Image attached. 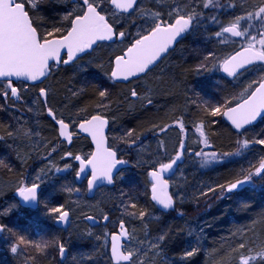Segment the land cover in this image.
I'll return each instance as SVG.
<instances>
[{"label":"snow or ice","instance_id":"snow-or-ice-1","mask_svg":"<svg viewBox=\"0 0 264 264\" xmlns=\"http://www.w3.org/2000/svg\"><path fill=\"white\" fill-rule=\"evenodd\" d=\"M156 2L160 3L161 0H156ZM43 3L44 0H0V97L3 98L5 104L10 106H14L15 102L22 99V92L28 90L29 84L34 86L37 82L42 83L61 64H75L83 54L92 50L98 42L115 39L123 41L126 31H116L114 22L104 12L105 4L110 3L119 13L129 14L137 11L138 6V0H73L71 10L63 14L61 23L53 24L48 28L43 26L42 17L40 22H37L36 14L40 11V5ZM199 5H202L205 10L221 7L218 0H172L167 12V19L158 10L140 12L141 17L149 26L138 32L134 42L130 43L110 61L109 69L105 73L108 78L111 81H129L141 74L146 75L162 58V55L166 54L177 42L178 38L194 31L199 25L204 16L203 11L198 10ZM229 7H235V4H230ZM112 15L115 17L117 12L114 11ZM212 20L219 23L215 17H212ZM255 24H258L259 27L256 34L253 35L251 29ZM225 34L246 41L240 50L224 57L223 61L219 63L220 69L229 77L238 76L242 70H246L250 65L264 64V0H255V6L251 10L234 17L227 25L222 24L219 31H216L214 35L221 38L223 43L226 40ZM212 57L213 53H208L204 59L207 61ZM198 67L202 68L204 65L201 64ZM17 81L21 82V87L16 86ZM78 94L77 92L72 93L73 96ZM108 94L106 89L98 92L101 98V103L97 105L98 108L108 107L102 102ZM48 95L49 90L40 87L33 104H43L47 115L58 125V136L71 144L74 133L69 130L70 123L65 122L62 114L58 117L56 110L49 106ZM130 96L140 98L135 88L130 90ZM151 103L152 100L147 99V104L150 105ZM197 107L201 106L198 105ZM28 110L32 111L31 108ZM80 111H84V109ZM202 111L203 115L199 117L198 123H194V127L200 136L199 143L203 144L205 148L212 147L204 130L206 123H208L206 117L222 116L230 122L232 129L237 133L235 141L237 147L234 151L205 152L202 149L196 152L195 155L201 158L202 167L209 162L224 163L228 157L240 156L252 145L264 147V136L253 139H249L247 136L248 126L253 125L258 118L264 121V77L249 83L239 94L226 99L222 104L208 106L205 102ZM174 122L179 126L181 132L185 131L182 119L177 118ZM210 123L215 124L216 121L212 120ZM107 124L108 120L99 112L91 115L90 118L83 119L78 124V128L91 137L92 143L95 145L94 150L85 155L66 151L61 157V159L72 158L79 163V168L75 170V178L77 180L86 179L88 192L93 191L101 183L112 185L116 179L115 173L119 170L118 166L127 163L126 160L119 158V149L109 145L105 135ZM157 127L159 126L153 125V128ZM168 127L167 124L159 127V131L164 132ZM6 135L15 137L16 133L7 131ZM23 135L31 139V130L25 131ZM34 135L39 136L40 133L35 132ZM139 138L140 135L136 133L135 129H128L124 135L117 139L131 146ZM0 139L3 137L0 136ZM161 148H163V142H161ZM179 148L180 150L167 162L163 160L143 162L151 163V168L147 172L150 180V199L165 211L173 209L177 199L183 200V194L174 197L170 193V181L165 178V174L173 170L183 155L185 148L183 139L180 140ZM55 151L56 146L51 147L48 157ZM50 164L58 173L72 168V165L67 163L63 168L55 166L51 161ZM0 165H3V161H0ZM46 175L48 172L41 169L32 182L26 184L21 180L15 189L16 194L25 203H40L43 195L40 188L43 177ZM254 177L264 179V156H261L256 164H250L247 169H241L236 178L227 180L225 183L202 187L195 199L198 202L200 198H209L210 196H215L217 199H224L229 194L238 196L245 185L252 183ZM65 190L69 193L81 191L79 187H68ZM44 207L48 214L59 223L69 221L70 211L66 210L65 205L49 207L45 203ZM137 207V204L131 202V197H129L125 211L127 212L128 208L137 209ZM128 214L141 220L142 223L147 215L144 210H140L138 213L133 211ZM179 214L183 215L182 212ZM102 218L104 221L109 219L108 215H103ZM85 219L94 221L96 218L88 215L85 216ZM147 228L148 225L144 224L145 236L148 235ZM3 231H8L13 236H17L12 229L0 224V232ZM240 235L245 236L246 231L242 230ZM104 236H110L112 264H146L143 257L148 255L147 252L141 256L140 248L135 250L123 248L122 241L124 239L134 238L123 220L119 223L118 232H105ZM166 237L167 233H161L154 241L148 242V251L158 254L160 245ZM96 239L100 240L101 237L97 236ZM140 244L143 246L145 241H140ZM20 245L33 247L38 254H44L45 250L51 247L57 248L61 258L66 253L65 244L59 240L33 243L23 236H17V242L12 244L11 251L17 253ZM197 251L198 248L185 250L182 258L192 257ZM225 255L229 257L227 264H232L233 258L236 264H264V240L257 244L255 240L242 239L235 247H231ZM32 259L34 258L29 257L25 264H29ZM217 264H226V262L221 259L217 261Z\"/></svg>","mask_w":264,"mask_h":264},{"label":"trees","instance_id":"trees-1","mask_svg":"<svg viewBox=\"0 0 264 264\" xmlns=\"http://www.w3.org/2000/svg\"><path fill=\"white\" fill-rule=\"evenodd\" d=\"M65 2L63 0H44V3L40 5V11L36 15L37 22L39 23L40 18L42 17L44 22L43 26L48 28L53 24L58 25L61 23V17L63 14L66 11H69L66 8L67 5ZM218 2L221 7L209 8L207 10L203 9L202 5H199L198 10L203 11L204 16L201 18V21L195 30L185 34V37L181 42L169 52L156 68L149 71L138 80L130 81L126 84L109 83L107 80L108 76H103V74L99 72V69H95V74L89 73L87 75L90 80L84 77L86 82L91 81L89 87L85 88L80 95H77L74 98L72 93H78L82 89L84 83L81 82L80 78H76L70 72V68L74 65L70 64L59 65L57 70L53 71L41 85L28 87L29 93L34 96L35 99L36 93L40 87L47 88L49 90V97L47 98L49 106L63 109L65 113L74 108L79 112L80 122L85 118H90L91 115L96 114L97 112L102 113L109 122L107 133L109 145L117 147L119 149V158L127 161L126 164L120 165V172L115 179L114 187L111 189L99 190L91 200L85 198V187L83 185H74L76 188L79 187L81 189L79 192V198H77L82 204H91L101 196L102 198L104 197V199H113V197H115L114 193L118 190V185L120 183L123 184L130 180L139 182H142L143 180L145 181L147 172L151 167L139 161L136 151L145 147H158L159 151L154 152L153 155L159 157L161 155V153H159L160 149L165 148V135L173 129L174 125H176L174 121L177 118L183 120L185 131L197 133L195 131L194 123L199 122V117L203 115V111L194 103V97L191 93V88L194 87L195 82L193 75L194 61L185 60V57L191 53L189 45L196 40H203L209 44H213V52L217 63L222 62L224 57L241 49L244 39L240 38L235 41L228 38L229 40L227 41V44H222V42L217 43L215 41L216 37L213 36L214 30H216V28L219 29L222 24L227 25L234 17L244 14L255 6V0H218ZM230 4H235V7H229ZM105 11L113 13L108 4L104 5V12ZM134 13L135 12L128 16H115L123 22L121 24H115L116 31H126V36L123 41L115 39L113 44H99L98 48L113 47L114 44L120 42V45L123 46L122 48L125 49L130 43L134 42L136 34L139 32L137 28L140 24L134 22ZM212 17H215L219 23L213 22ZM258 27L259 25L255 24V30H257ZM177 52H179L178 59H172ZM91 57L92 55L88 54L77 62H81ZM113 58L114 57L109 59L107 63H105L106 61L104 59L103 65L107 66H105L106 70L109 69L110 61ZM254 68L255 66L247 70L244 74L250 72ZM213 69H215V67ZM220 74H216L215 76L229 83H234L235 80L229 79L225 76L222 77ZM100 75H102L103 78L107 77L105 80L108 81L109 87L107 91L109 94L107 98H105V102L108 107L101 111H95L94 104L96 99L99 98L98 89L100 86L95 82L99 81ZM152 78L155 80L151 81ZM144 79L148 80L146 88L150 95L149 98L152 100L150 105L147 104V101L136 104V100L131 99L132 97L130 96V90L133 89L134 84ZM36 105L41 112L39 113V120H41V123L39 122V127L36 132L40 133L42 140H49L51 146H56V150L58 151L50 157H48L50 149L47 153H43L41 157L36 154L34 155L32 151L28 153L25 150L27 149V146H20L18 140L15 139L18 137L19 131L25 132V130H20V128L13 129L12 131L16 133V136L13 137L14 140L12 141V146L14 148L12 149V147L10 148L1 145L0 161H3L4 163L6 162L5 164H8L9 166L12 165V167H17V171L6 172L0 167L1 185H5V183L12 181V178L18 179V176L22 174L26 175L29 170H36L40 167L46 171L49 170L47 169L48 164L44 160L47 159V161L50 160L52 162L54 159H58L60 163L62 161L60 155H63L66 151L81 155L90 153L88 142L80 137H78V139H80V141L82 139L84 142L82 144L83 150L80 151H78L76 144L74 145V141L69 148L63 143H60L51 129L54 127L52 122L47 119L43 113V104ZM81 109H84V111H80ZM2 112L3 111L0 112V136L5 138L12 123L10 117ZM212 120H215L216 123H210ZM206 121H208V123H206L204 130L212 147H200V149H196L194 153L199 152L202 149L205 152L234 151L237 147L235 143L237 134L222 121L220 116H218V118L206 117ZM263 122L264 121L261 120L255 127L247 129V136L249 137V133L257 132L259 129L264 136V129H261ZM45 124H47L50 129V134L45 127ZM166 124L169 125L167 130L160 132L159 127H163ZM153 125L159 127L153 128ZM128 129H135L136 133L140 135L139 140H137L134 145L129 146V144L120 141H118L117 144L113 143L112 139L115 138V136L119 135L120 137L124 135ZM28 130H30V128ZM24 141L26 145H33L28 138H24ZM161 142H163V148H161ZM256 148L261 147L257 145ZM261 149L264 150V148ZM255 150L256 149L250 147L240 156L226 158L224 163L217 162L214 165H206L204 167L201 166V158L199 157L197 164H193L189 167V170H191L186 176V201L181 205L175 204L173 210L168 211L165 214H162L157 210V208L149 201L148 196L145 197L144 211H146L147 215L144 222L142 223L141 220H137L133 223L132 227H127V229L132 233L133 237H137L139 244L140 241H154L161 233H167L165 241L160 245L158 254L156 252H149L143 248L145 247V244L143 246L140 244V247L142 246L141 248L143 249L141 250V254L143 255L145 252L148 253L147 256H144L145 260L150 259L146 264H217V261L221 259L227 264L229 257L225 254L229 252L231 247H235V245L242 239L255 240L257 244L264 240V179L254 177L252 183L245 185L238 196L229 194L224 199H217L215 196H210L209 198H200L198 202L195 199V196L198 194V191L204 187V184L209 182H211V184L225 183L227 180L236 178L241 169H247L250 164H256L260 156L257 155L258 153ZM16 153L21 159H23V164H19L15 161L14 157L17 155ZM68 162L74 166L75 169L73 159L70 158ZM59 163L56 164L57 167H61L62 164ZM50 173L56 177L59 176L55 170H50ZM72 175L73 174H71V178ZM3 193L5 194L6 192L4 190L0 191V202L4 200L5 197L8 199L13 195V193H9L3 197L1 195ZM98 195H100V197H98ZM66 200L67 196L65 194L58 195L52 200V207L59 206L65 203ZM115 202L116 201L111 200V204L114 205ZM109 203L110 202L108 201L106 205L109 206ZM135 203L138 207L134 210L138 213V208L140 205L142 206V204H140V202ZM113 205L109 207H112L111 209H113ZM180 212H182L183 215H180ZM77 215L76 218H78L79 223L81 224L80 228L78 227L76 234L72 236L70 240H60L62 236L58 240L62 241L65 244V247L78 249L68 250L71 254L74 253V255H76L79 251L85 252L86 250H92L91 241L94 239L92 238L93 236H91L92 234L88 236V232H99L101 233V239L97 240L95 251L99 255L103 264H111L107 254L108 241L104 236V233H114L118 228L117 225H107L101 228L102 217L103 215L109 216L108 212L105 211L97 214L96 212H87L86 210L83 211V209H80L77 211ZM88 215L96 218L99 222L98 227L92 228L91 230L88 229L84 222H82V219L84 220L85 216ZM7 222H14V219L11 218V216H7V218H5V223ZM0 224L5 225L4 222ZM144 224L148 225L147 236H145ZM52 230L59 235L64 234L63 231L56 230L55 228H52ZM242 230L246 231L245 236L240 235ZM234 233L236 235H233ZM191 248H198L197 253L192 257L183 259V252L185 250H190ZM8 257H10L9 264H25L26 262L18 255ZM37 259L38 264H45V262L39 257H37ZM232 264H236L234 258Z\"/></svg>","mask_w":264,"mask_h":264},{"label":"rangeland","instance_id":"rangeland-1","mask_svg":"<svg viewBox=\"0 0 264 264\" xmlns=\"http://www.w3.org/2000/svg\"><path fill=\"white\" fill-rule=\"evenodd\" d=\"M68 1L70 3L73 2V0H68ZM171 4H172L171 0H161L160 3H157L156 0H140L137 6V11H135L134 13L135 14L134 22L140 23L137 30L141 32L143 29L149 26L147 23H145V19L141 17L140 12L146 11V10L147 11L158 10L164 15V18L167 19L168 18L167 12ZM105 14L108 15L109 19L112 22H114V24L123 23L121 19L117 17H113L112 13L105 11ZM219 29L216 28V30H214V34L216 31H219ZM214 34L213 36H215ZM251 34L253 35L256 34V30L254 27L251 29ZM228 40H229L228 37H226L225 42H223L222 44H227ZM215 41L217 43L221 42V38L216 37ZM245 43L246 41L244 40V43L242 45H244ZM120 44L121 43L119 42L118 44H114L113 47H109V48H98L99 46L98 44L91 52V55H92L91 58H87L81 62H76L70 68V72L76 78H80L81 82L84 83L82 87L83 91L85 88L89 87V85L91 84L90 83L91 81L86 82V79L84 77L88 78L87 75L89 73L95 74V69L96 70L99 69V72L103 74V76H107L105 74L107 66L103 65L104 59L106 61L105 63H107L109 59H111L115 55L120 54L121 51L124 50L122 48L123 46H121ZM212 45L213 44H209L208 42L203 41V40L193 41L189 45L191 53L185 57L186 61H189V60L194 61V64H193L194 74L193 75H194L195 82H194V87L191 88V93H192V96L194 97L193 98L194 103L197 104V106L200 105L201 107L199 108L201 109L205 105V102L207 103L208 106H215V105L222 104L226 99H230L231 97L239 94L245 87H247L249 83L253 81H258L262 77H264V65H261V66L259 65V66H255V68L252 69L250 72H247L246 74H242L237 80L234 81V83L233 82L229 83L227 81L221 80L220 78H217L215 75L220 74L219 63L221 62L217 63V60L214 56ZM178 53L179 52H177L172 59L174 58L178 59V56H179ZM208 53H213V57L205 61L204 58ZM201 64H203L204 67L202 68L198 67ZM214 67L215 69H213ZM103 76L100 75L99 81L95 82V83H98V85H100L98 92L100 90H105V89L108 90V87H109L108 81L109 83H111V80L109 78L108 79L107 77L103 78ZM105 79H107L108 81ZM153 80L155 79L152 78L151 81ZM147 83H148V80L144 79L134 84L133 88H135L139 92V95H140V98H133V97L131 98L133 100H136V104H139L143 101L145 102L150 97L148 93V89L146 88ZM16 86L21 87V83H16ZM83 91L80 90L78 92L79 93L78 95H80ZM37 93H36V98L38 96ZM75 97L76 96H74V98ZM34 99L35 97L29 93V90H27L26 92H22V99L20 101L15 102L14 106L5 104V101L3 100V98L0 97V110L3 111L2 113L7 114L11 119L12 124L10 125L9 131H12L15 128H20V130L22 129V130L28 131V129L30 128L31 133H32L31 139L23 135L24 132H21V131H19L18 137L15 139L18 140L20 146H23V147L27 146V149L25 150L28 153L32 151L34 155L36 154L37 156L41 157L43 153H47V151L51 149V147H53L54 145L51 146L50 145L51 143L49 140H46V139L42 140V137L40 135L39 136L34 135L36 130H38L39 122L41 121L39 120L40 119L39 113L41 112L40 110H38L37 105L33 104ZM102 102L103 104L106 105L105 99ZM100 103H101V98L99 97L98 99H96L95 104H94L95 111H101L105 109V108L97 107V105ZM29 108H31L32 111H29L28 110ZM54 109L56 110L57 116H61L62 114V117L65 119V122L70 123V130L71 132L74 133V136H75L74 145L76 144L78 151L83 150L82 144L84 142L82 141V139L81 141L80 139H78V137L76 136V132H75L76 126L78 125V123H80L79 121L80 116L77 115V113L79 112L76 111L74 108L70 109V111L68 112L66 111V113L63 111V109H59L58 107L54 106ZM45 112H46V109L44 108L43 113L45 114ZM220 117L222 118V116ZM215 118H218V116ZM45 125H46L45 127L48 129V132L50 134V129L48 128L47 124ZM51 129L53 130V134L55 135V137H57L55 126ZM261 129H264V122L261 125ZM249 135L250 136L248 138L253 139L258 136H263V133L260 132V129H259L257 130V132L255 131V132L249 133ZM118 137L119 135L115 136V138L112 139L113 143L117 144V142L119 141L117 139ZM24 138H28V140H30V142L33 145H30V144L26 145ZM181 139L185 141V148L183 151V163L178 169L175 170L173 176L169 179L170 193L173 194L174 197H177L180 194H183L182 201L179 199L176 200L175 204L177 205L183 204L187 199L186 191H185V182L187 178L186 176L188 172H190L191 170V169L189 170V167L192 166L193 164L196 165L198 162V158H199L198 156L195 155L194 151L196 149H200V147H204L203 144L199 143V140H200L199 133H192V132H187V131L181 132L179 126L176 124L174 125L173 129L165 135V139H164L165 148L160 149L159 153H161V155L159 154L160 155L159 157H156L153 155L154 152L159 151L158 147L157 148L145 147V148H141L136 151L139 157V161L141 163H143L144 161H152V160H163L167 162V160L173 155H175V153L179 150ZM13 140H14L13 137L5 136V138L0 139V146L2 145L5 147H10V148L12 147L13 149L14 148L12 146ZM256 146L257 145H254V146L252 145L251 147L253 149H256L255 151L258 153L257 154L258 156L260 157L264 156V150L261 149L264 147L259 145L261 148H256ZM57 151L58 150H56L52 154L56 153ZM62 156L63 155L61 154L60 157ZM14 158L17 163L23 164L22 163L23 159H21L18 154L15 155ZM69 159L70 158L68 157L61 159L62 160L60 162L62 164L61 168H63V166L66 163L70 164L68 162ZM44 161H46V163L48 164L47 169L49 170H47L48 175L43 177V183L41 185V193L43 195L41 197V202L38 203L37 210L35 211L26 210L25 211L18 206L17 202L13 199L12 196L11 198L7 199L5 195H8L9 193H14L17 185L19 184L21 180H23L26 184L32 182L35 179L36 174L41 170V167L36 170H29L26 173V175L22 174L18 176L17 177L18 179L12 178V181L5 183V185L0 184V191L4 190L6 192L5 194L4 193L1 194L5 198L4 200L0 202V223L4 222L5 226L7 228L12 229V231L15 232L17 236H23L26 240L30 242L39 243L43 241L58 240L61 236L62 238H60V240H64V241H67L68 239L70 240V238H72V236L76 234L78 227L80 228L81 223H79L78 218H76V216H78L77 211H79L80 209H83V211L86 210L87 212H96L97 214H100L105 211L108 212L109 219L107 221H104L102 219L101 228L107 225H111V226L117 225V228H118L117 230H119V223L121 220L125 222L126 227H132L133 223L139 219L133 218L131 215L128 214V213L135 211L134 209L128 208L127 212L125 211V205L129 203V197L132 196L131 202L135 201L138 203L140 202V204H142L143 207L140 205V207L138 208V211L144 210V207H145L144 202H145L146 196H148L149 201L151 202L150 200V180H149L148 175H146L145 181L143 180L142 182L130 180L123 184L120 183L119 185L116 182V184L118 185V190H116V192L114 193L115 197H113V199H109V200L106 198L104 199V197L102 198V196L100 197V195H98V197L100 198L92 202L91 204H82L78 199L79 193H76V192L69 193L65 190L68 187L76 188L75 187L76 185L74 183V176H75L76 168L74 169V166H72V168L66 171L59 172V173L57 172L59 176L56 177L50 173V170H55V168L52 167V164L49 163L50 160L47 161V159H45ZM5 163L3 162V165L0 166L2 170L6 172L17 171V167H12V165L9 166L8 164H5ZM52 163H54L56 166V164L59 163V160L54 159ZM215 163L217 162H209L207 165L210 166V165H214ZM144 164L151 167V163H144ZM71 174H73L72 178H71ZM82 185L85 187L84 183ZM206 185H211V182L204 184L203 186H206ZM63 194L67 196V200L63 204L67 206L65 207L66 210L70 211V222L71 223H70V227L67 230L63 231L64 234L59 235L53 232L52 230V228L53 229L55 228L54 222L56 221V219L53 216L48 214L46 208L44 207V204L47 203L49 207H52V204H51L52 200L58 195L60 196ZM102 199H104L105 201ZM111 200L116 201L117 205H116V202L114 205L111 204ZM108 201L110 202L109 206L113 205V209H111L112 207H109L108 205H106ZM7 216H11V218L14 219V222L5 223V218H7ZM82 222H84L83 219H82ZM85 225L87 224L85 223ZM87 227L88 229L92 230V228L89 227L88 225ZM91 234H92L91 236H93L92 238L94 239L91 241L92 250H86L87 252L79 251V253L74 255V253L71 254V252H69L68 250H78V249H75L73 247H66L65 260L63 262H60L58 250L56 247H51V248L46 249L44 254H38L35 248L33 247H29L26 245H20L18 252L13 253L11 251V246L12 244L17 242V236H13L8 231H3V232H0V264H7V262L9 264L10 257L8 256H16V255H18L20 258L24 259L25 261L28 260L29 257L34 258L31 261H29V264H38L37 257H39L43 262H45V264H103L101 259L99 258V255L95 251L96 250L95 245L97 244L96 237L97 236L101 237V233L96 232V233H91ZM106 238L108 241L109 236ZM147 243L148 242L145 240V245H144L145 247L143 248H145L146 250H148ZM127 245L128 246H126L125 248L126 250H135L137 248H140L141 250H143L141 248L142 246L140 247V244L138 243L136 236H134V238L131 239V241L129 239V242ZM140 255L142 256L141 253ZM108 259H109V256H108ZM147 261L149 262L150 259L145 260L146 263Z\"/></svg>","mask_w":264,"mask_h":264},{"label":"water","instance_id":"water-1","mask_svg":"<svg viewBox=\"0 0 264 264\" xmlns=\"http://www.w3.org/2000/svg\"><path fill=\"white\" fill-rule=\"evenodd\" d=\"M140 0H138V2H139ZM109 6L113 9V11H116L117 12V14H119V15H129V13H119V11L118 10H115L112 6H111V4L109 3ZM132 13V12H131ZM226 36H228L229 38H231V39H233V40H235V41H237V40H239L240 38H236V37H231L230 35H228V34H225ZM185 37V34L183 35V37L182 38H178V40H177V42H175L174 43V45L169 49V51L166 53V54H164V55H162V58L161 59H159L158 60V62L151 68V70L152 69H154L166 56H167V54L179 43V42H181V40L183 39ZM115 40H112V41H101V42H98V44H112L113 42H114ZM97 44V45H98ZM96 45V46H97ZM96 46H94V48L96 47ZM93 48V49H94ZM93 49L92 50H90L88 53H86V54H83L82 56H81V58L82 57H84L85 55H87V54H89V53H91L92 51H93ZM240 50V49H239ZM238 51V50H237ZM235 53V52H234ZM233 53V54H234ZM256 65H264V64H261V63H257V64H255V65H250V66H248V68L246 69V70H242L241 72H240V74H242L243 72H245V71H247V70H249V69H251L252 67H254V66H256ZM150 70V71H151ZM219 70H220V73L223 75V76H225V77H228V78H230V79H234V78H236V77H238V76H236V77H229L226 73H224L220 68H219ZM148 73V72H147ZM145 74H141L139 77H135V78H132V79H130L129 81H123V80H119V81H111L112 83H115V84H126V83H128V82H130V81H134V80H137V79H139V78H141V77H143ZM46 79H44L43 80V82L45 81ZM42 82V83H43ZM16 83H21V82H19V81H17ZM42 83H40V82H37L34 86H39V85H41ZM29 86H33V85H31V84H29ZM38 94V93H37ZM46 118H48L52 123H53V125L55 126V128H56V134H57V138H58V140H59V142L60 143H63V144H65V146L67 147V148H69L70 146H71V144H69L66 140H64L63 138H60L59 136H58V125H56L55 124V122L47 115V112H46ZM222 121L228 126V127H230L231 129H232V127H231V124H230V122H228L225 118H223L222 117ZM261 121V119L260 118H258L257 119V121L256 122H254L253 123V125H251V126H248V129H250V128H253V127H255L256 125H258V123ZM79 124V123H78ZM108 129H109V122H108V124L106 125V127H105V135H106V137H107V132H108ZM70 130V129H69ZM234 132H235V130L234 129H232ZM75 132H76V134H77V136L78 137H81V138H84V139H86L87 141H88V143H89V145H90V147H91V151H93L94 150V148H95V145L92 143V140H91V137L87 134V133H84V132H81L80 130H79V128H78V125L76 126V129H75ZM236 133V132H235ZM237 134V133H236ZM73 139H74V136L72 137V141H73ZM179 150H180V148H179ZM178 150V151H179ZM183 151H184V149H183ZM74 162V164L76 165V169H78L79 168V163L77 162V161H73ZM182 162H183V155H182V157H181V159L179 160V161H177V164L174 166V168H173V170L170 172V173H166L165 174V178H167V179H170L172 176H173V174H174V172H175V170L177 169V167L179 166V165H181L182 164ZM118 171L115 173L116 174V177H117V175L119 174V171H120V167L118 166ZM74 182H75V184L76 185H81V184H83V183H85V188L87 189V181H86V179H81V180H77L76 178H75V176H74ZM114 184H115V182L112 184V185H107V184H104V183H101V184H99L98 185V187L97 188H95L93 191H91V192H88L87 190H86V192H85V198L87 199V200H91V199H93L94 198V195H95V193L98 191V190H100V189H111V188H113L114 187ZM40 192H41V188H40ZM12 197H13V199L17 202V204H18V206L21 208V209H24V210H30V211H35V210H37V208H38V204H34V203H32V202H28V203H25V202H23L22 200H21V198L16 194V191L13 193V195H12ZM151 200V199H150ZM155 206H156V208H157V210L160 212V213H162V214H165V213H167L168 211H172L173 209H170V210H167V211H165V210H162L158 205H156L153 201H151ZM85 222L89 225V227H91V228H93V227H96V226H98V221L97 220H94V221H89V220H86L85 219ZM54 227L57 229V230H61V231H65V230H67L69 227H70V217H69V221L68 222H66V223H59L57 220L54 222ZM119 230H117L116 232H118ZM127 242H128V239H124L123 241H122V245H123V248H125V245L127 244ZM108 256H109V260H110V262L112 263V261H111V241H110V237H109V240H108ZM65 257H66V253H65V255H64V257L63 258H61L60 256H59V261L60 262H63L64 260H65Z\"/></svg>","mask_w":264,"mask_h":264},{"label":"flooded vegetation","instance_id":"flooded-vegetation-1","mask_svg":"<svg viewBox=\"0 0 264 264\" xmlns=\"http://www.w3.org/2000/svg\"><path fill=\"white\" fill-rule=\"evenodd\" d=\"M63 1H64V2L66 1V5H67L66 8H67L68 10H71L72 3H70L68 0H63ZM139 2H140V1H139ZM139 2H138V4H139ZM108 6H109V4H108ZM109 8L112 10V12H114L113 9H112L110 6H109ZM132 13H133V12H132ZM132 13H131V14H132ZM117 15H119V14H117ZM129 15H130V14H129ZM120 16H128V15H120ZM114 42H115V41H114ZM114 42H113V43H114ZM178 44H179V43H178ZM178 44H177V45H178ZM177 45H176V46H177ZM176 46H175V47H176ZM175 47H174V48H175ZM174 48H173V49H174ZM173 49H172V50H173ZM172 50H171V51H172ZM89 54H91V53H89ZM168 54H169V53H168ZM168 54H167V55H168ZM87 55H88V54H87ZM85 56H86V55H85ZM80 59H81V58H80ZM158 65H159V64H158ZM158 65H157V66H158ZM157 66H156V67H157ZM156 67H155V68H156ZM152 70H153V69H152ZM244 73H245V72H243L242 74H244ZM242 74H240L238 77H236V78H234V79H232V80H237ZM139 79H140V78H139ZM137 80H138V79H137ZM134 81H135V80H134ZM74 137H75V136H74ZM73 141H74V139H73ZM85 190H86V189H85ZM25 211H26V210H25ZM84 222H85V219H84ZM70 223H71V222H70ZM85 223H86V222H85ZM86 224H87V223H86ZM87 225H88V224H87ZM98 225H99V222H98ZM88 226H89V225H88ZM96 227H98V226H96ZM93 228H95V227H93ZM115 232H116V231H115ZM115 232H114V233H115ZM109 237H110V236H109Z\"/></svg>","mask_w":264,"mask_h":264}]
</instances>
